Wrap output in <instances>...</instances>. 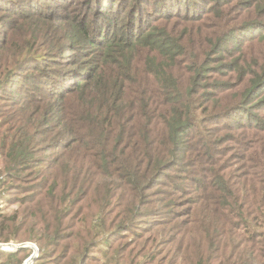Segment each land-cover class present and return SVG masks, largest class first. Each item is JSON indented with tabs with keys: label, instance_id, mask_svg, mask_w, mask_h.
I'll return each mask as SVG.
<instances>
[{
	"label": "trees",
	"instance_id": "1",
	"mask_svg": "<svg viewBox=\"0 0 264 264\" xmlns=\"http://www.w3.org/2000/svg\"><path fill=\"white\" fill-rule=\"evenodd\" d=\"M70 1L0 0V244L264 264V0Z\"/></svg>",
	"mask_w": 264,
	"mask_h": 264
},
{
	"label": "rangeland",
	"instance_id": "2",
	"mask_svg": "<svg viewBox=\"0 0 264 264\" xmlns=\"http://www.w3.org/2000/svg\"><path fill=\"white\" fill-rule=\"evenodd\" d=\"M38 1H41V0H38ZM74 1H76V0H72V1H70V2H68L67 3V7L70 9V8H75V4L73 3ZM116 2L118 3L119 2V0H116ZM152 2V0H150V2H149V4ZM154 3V2H153ZM51 4H53V2L51 3ZM53 6V5H52ZM40 8L41 9H39V10H43L44 12H45V14L46 15H52V14H56V10H54V9H50V8H48V6H43L42 4L40 5ZM146 8V6L143 4L142 5V9H145ZM36 9H37V7H36ZM45 9H46V11H45ZM146 10H148V8H146ZM234 11H236V12H234V21H233V23H235V22H239V24L240 23H243V22H254L255 20H258L259 19V17L258 16H256V13H250V12H248V11H246V10H244L243 8H238V9H236V10H234ZM146 18V17H145ZM263 19V18H262ZM262 19H260L259 21H261V22H264V20H262ZM256 28H258V27H256ZM259 30H261L260 28L257 30V31H259ZM9 37H10V35H8ZM1 37V36H0ZM239 37H241V36H239ZM2 38V37H1ZM15 40L16 41V38L14 37V38H12V39H10V40ZM231 44V43H230ZM246 47H248L247 48V51H249V52H254V51H256L257 50V48H259L257 45L255 46V45H248V46H246ZM37 48V47H36ZM206 67H208V66H206ZM211 73V72H210ZM210 73H207L206 74V78L205 79H207L206 81H212V79H214L213 77L214 76H212L213 75V73L212 74H210ZM210 79V80H209ZM25 84V83H24ZM25 86H27L26 84H25ZM24 91H26V89L24 90ZM24 97H25V94H23V95H21V99H24ZM224 99H223V101L222 100H220L219 101V103H218V105H217V109L219 108V109H221L220 110V113H222V106H223V103H224ZM217 111H219V110H217ZM5 113H6V108L4 107V105H3V103L2 102H0V117H1V115H5ZM28 114V112L26 113V115ZM25 115V116H26ZM50 136H49V134H46V135H44V136H42V138L41 139H43L44 140V145L46 144V143H48L49 142V140H50V138H49ZM182 200V199H181ZM4 204H3V201L1 202V207H0V209L2 208V209H4V210H6V211H8V212H10L11 210H12V206L13 205H8V206H6L7 208L5 209V208H3V207H5V205L3 206ZM11 244H13V245H15V246H21V245H23V244H30L32 247L34 246V247H37L36 248V252H37V254L39 253V244H34V243H16V242H9V243H1L0 244V246H1V248H0V251H1V253H2V251H3V253H9V252H11L9 249L8 250H4L2 247H4V246H6V245H11ZM7 247H11V246H7ZM22 248H24V247H22ZM131 248H133L132 246H131ZM25 249H28V250H30V252H29V256L30 255H32L33 254V251L31 250V249H29V248H25ZM26 254H27V252H26ZM29 256L25 259V261L29 258ZM38 257V256H37ZM36 257V258H37ZM35 259H33V261H34ZM33 261H32V263H33ZM195 263H197V261L196 260H193L192 262H190V260H187V261H185V264H195ZM210 264H216V260H215V257H214V259L213 260H211L210 262H209ZM208 263V264H209Z\"/></svg>",
	"mask_w": 264,
	"mask_h": 264
},
{
	"label": "built area",
	"instance_id": "3",
	"mask_svg": "<svg viewBox=\"0 0 264 264\" xmlns=\"http://www.w3.org/2000/svg\"><path fill=\"white\" fill-rule=\"evenodd\" d=\"M7 246H11V247H7ZM20 247L29 248V249H31L33 251V254L30 255L29 258L26 261H24V263H23V264H32L33 259H36V257L38 256V254L36 252V248L37 247H34V246L32 247L30 244H23L21 246L20 245L19 246H15V245L11 244V245H6V246H4L2 248L4 250L5 249L6 250L9 249L12 252V251L18 250Z\"/></svg>",
	"mask_w": 264,
	"mask_h": 264
},
{
	"label": "water",
	"instance_id": "4",
	"mask_svg": "<svg viewBox=\"0 0 264 264\" xmlns=\"http://www.w3.org/2000/svg\"><path fill=\"white\" fill-rule=\"evenodd\" d=\"M0 248H1V246H0Z\"/></svg>",
	"mask_w": 264,
	"mask_h": 264
}]
</instances>
